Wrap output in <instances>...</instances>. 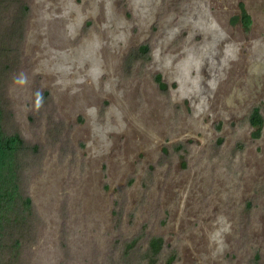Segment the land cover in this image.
<instances>
[{"label":"rangeland","instance_id":"rangeland-1","mask_svg":"<svg viewBox=\"0 0 264 264\" xmlns=\"http://www.w3.org/2000/svg\"><path fill=\"white\" fill-rule=\"evenodd\" d=\"M24 3L1 79L42 149L23 264H145L149 236L173 264H264V127L247 123L264 119V0Z\"/></svg>","mask_w":264,"mask_h":264},{"label":"trees","instance_id":"trees-1","mask_svg":"<svg viewBox=\"0 0 264 264\" xmlns=\"http://www.w3.org/2000/svg\"><path fill=\"white\" fill-rule=\"evenodd\" d=\"M5 3L13 9L17 20L10 27L9 33H3L0 29V264H23L24 249L31 245L36 234L37 218L29 188L33 176L42 164V149L25 139L14 127L15 119L5 108L1 95L4 64L14 61L16 48L12 45L16 38L21 39L27 14L24 0H6ZM238 7V19L247 29L251 25L250 16L242 3ZM154 80L160 90L165 92L166 85L163 84L161 76L156 75ZM247 123L251 129L252 140L259 139L264 127V119L259 109L254 108L249 113ZM136 243L137 240L126 246V260L129 261V253L134 250ZM141 257L145 264H159L161 261L162 264H173L175 261L174 252H164L163 238L159 236L146 237ZM253 264H258L257 258L253 259Z\"/></svg>","mask_w":264,"mask_h":264}]
</instances>
